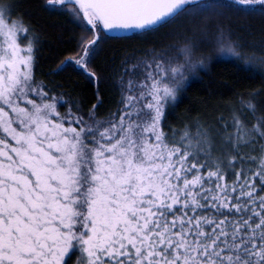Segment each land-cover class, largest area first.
Instances as JSON below:
<instances>
[{
  "label": "trees",
  "instance_id": "16d2710c",
  "mask_svg": "<svg viewBox=\"0 0 264 264\" xmlns=\"http://www.w3.org/2000/svg\"><path fill=\"white\" fill-rule=\"evenodd\" d=\"M0 1L24 29L38 104L54 109L65 148L97 142L124 175L113 190L103 178L91 188L106 168L97 158L84 187L123 217L119 253L99 264H264V3L184 0L158 23L113 31L78 0ZM146 111L158 125H137ZM13 163L0 158V170ZM75 195L72 211L96 208ZM84 262L78 245L63 264Z\"/></svg>",
  "mask_w": 264,
  "mask_h": 264
},
{
  "label": "rangeland",
  "instance_id": "374dc122",
  "mask_svg": "<svg viewBox=\"0 0 264 264\" xmlns=\"http://www.w3.org/2000/svg\"><path fill=\"white\" fill-rule=\"evenodd\" d=\"M183 1L177 0L173 10ZM233 1L245 5L264 3V0ZM87 13L94 22H99L91 9L88 8ZM23 31L20 22L10 19L7 6L0 1V137L2 140L11 139L8 147L0 141V158L11 156L14 160L13 168L6 165L3 166L8 169L6 172L0 170L7 177L0 185V264H63L72 248L78 245L84 251V264H99L101 253L112 254L117 251V246L122 247L117 228L123 217L110 197L101 200L100 191L93 190L90 194L84 191V187L86 182L94 180L92 173L96 171L92 167L97 158L106 168L99 173L98 176L102 177L97 176L91 188H98V179L103 178L105 185L100 188L113 190L124 185V175L120 177L116 168L114 171L110 163H105L103 152L107 149L102 152L97 142L85 150V147L69 141L65 148L67 142H64L63 135L60 136L49 122L48 117L54 109L48 103L38 104L41 95L34 91L31 53L20 43ZM78 64L82 65L80 61ZM146 112L151 118L137 125H158L156 111ZM144 113L141 114L145 116ZM103 131L102 126H92L90 130L95 133ZM151 146L143 148L149 150ZM133 164L129 162L127 165L132 167ZM75 193L79 196L80 206L92 196L96 208L87 213L72 211L70 200ZM78 203L74 202L75 205Z\"/></svg>",
  "mask_w": 264,
  "mask_h": 264
},
{
  "label": "water",
  "instance_id": "95a60500",
  "mask_svg": "<svg viewBox=\"0 0 264 264\" xmlns=\"http://www.w3.org/2000/svg\"><path fill=\"white\" fill-rule=\"evenodd\" d=\"M89 5L113 31L158 23L174 12L177 0H78Z\"/></svg>",
  "mask_w": 264,
  "mask_h": 264
}]
</instances>
